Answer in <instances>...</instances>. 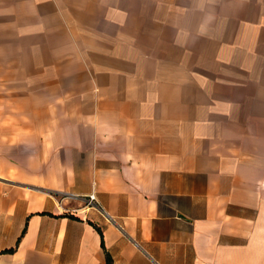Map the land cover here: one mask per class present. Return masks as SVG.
<instances>
[{"label":"crops","instance_id":"obj_1","mask_svg":"<svg viewBox=\"0 0 264 264\" xmlns=\"http://www.w3.org/2000/svg\"><path fill=\"white\" fill-rule=\"evenodd\" d=\"M206 1L0 0V264H264L260 36Z\"/></svg>","mask_w":264,"mask_h":264},{"label":"rangeland","instance_id":"obj_2","mask_svg":"<svg viewBox=\"0 0 264 264\" xmlns=\"http://www.w3.org/2000/svg\"><path fill=\"white\" fill-rule=\"evenodd\" d=\"M203 1L207 3L213 2ZM190 2H192L190 3L191 8L202 5L203 3L202 0H190ZM209 6L210 8L207 10L210 11V15L208 11H206L207 13L205 16L203 14L201 15L202 23H209V25L205 24V30L201 29L202 26L188 25L187 32L202 33L208 32L209 30L210 33H217L220 21H215V19L217 20L220 13L224 11L226 13L227 25H223L225 29L221 33H226L229 36L234 35L238 32L239 23L241 22L242 25L240 28L242 33L258 34L260 36L258 51L262 57V65H264V21H262L258 29L249 25V23H259V21H255L256 19L262 20L264 18V0H217L214 4L211 3ZM208 16H211V19H214V21H203L207 20Z\"/></svg>","mask_w":264,"mask_h":264},{"label":"built area","instance_id":"obj_3","mask_svg":"<svg viewBox=\"0 0 264 264\" xmlns=\"http://www.w3.org/2000/svg\"><path fill=\"white\" fill-rule=\"evenodd\" d=\"M65 200H82L84 208L99 209L101 210L100 212H102L106 216V218L109 219L106 213L98 207L94 190H92V192L86 196H78V195H70V194L60 195L58 198V203L61 204ZM148 260H149V264H161L151 257H148Z\"/></svg>","mask_w":264,"mask_h":264},{"label":"trees","instance_id":"obj_4","mask_svg":"<svg viewBox=\"0 0 264 264\" xmlns=\"http://www.w3.org/2000/svg\"><path fill=\"white\" fill-rule=\"evenodd\" d=\"M98 232H99V234L101 236V239H102V232H101V230L98 229ZM102 246H103V242H102ZM13 251H14V249L7 251V253H12ZM106 263L107 264H112L111 259H110V257H109L108 254H106Z\"/></svg>","mask_w":264,"mask_h":264}]
</instances>
